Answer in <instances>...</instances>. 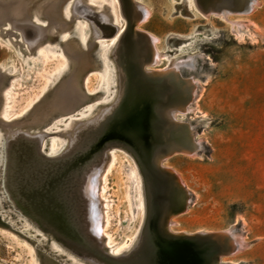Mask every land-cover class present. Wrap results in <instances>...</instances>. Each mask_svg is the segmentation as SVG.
Here are the masks:
<instances>
[{"label":"rangeland","instance_id":"rangeland-1","mask_svg":"<svg viewBox=\"0 0 264 264\" xmlns=\"http://www.w3.org/2000/svg\"><path fill=\"white\" fill-rule=\"evenodd\" d=\"M9 1L16 2L0 0V264H93L89 259L96 255L112 262L144 264L145 250L153 246L158 233L173 234L169 226L188 236L200 232L211 238L208 250L221 251L216 258L222 264H264V0H258L249 16H229L233 25L212 12L204 17L199 0H59L61 27L38 44L34 41L43 37L45 17L32 10L31 19L16 18L7 8ZM211 1L212 5H207L212 8L227 4ZM74 5L87 11L85 18L78 17V12L73 16ZM143 8L150 16L139 26L143 31H134L129 17ZM103 12L113 20L108 23ZM87 19L97 22L92 21L94 29ZM98 31L102 33L94 37ZM147 32L159 38L157 48L167 55L154 70L164 69L172 61L195 59L194 67L181 69L184 79L192 78L196 83L197 93L191 102L185 100L187 88L181 92L172 86L170 77H166L168 82L152 81L148 79L151 72L143 70L131 74V79L128 72L124 75L125 64L117 68L113 53L120 37L128 34L135 40L136 34ZM67 45L86 52L87 57L80 79L83 93L74 110L63 111L52 96L71 70ZM118 77L126 79H120L121 83ZM117 85L123 95L119 104L96 127L90 124L78 131L79 142L75 140L69 151L62 153L64 134L99 107L111 104ZM164 89L171 92L162 94ZM184 106L188 110L180 111ZM172 112L175 118L171 119ZM188 121L200 143L195 157L178 152L163 163V168L156 163L152 166L157 155L162 157L171 150L170 143L180 148L184 124L176 123ZM11 129L17 130V135L6 142ZM132 141L139 146H132ZM93 142L97 145L91 149ZM28 145L35 150L45 174L26 203L37 214H49L48 174L54 176L56 170L66 167V174L60 175L52 188L76 192L85 231L75 239H57L13 205L4 183L6 152L30 148ZM159 150L160 154L153 152ZM164 166L181 175L192 199L187 211L173 218L174 225L168 224L174 193L169 177L161 175ZM90 184L96 189L89 188ZM92 188L94 193L88 191ZM74 212L71 203L64 214H70L72 221ZM90 215L95 223L88 233L83 221ZM96 218L103 222V234L98 227L101 220ZM223 230L244 236L247 246L235 255L226 253L228 245L215 235Z\"/></svg>","mask_w":264,"mask_h":264},{"label":"bare ground","instance_id":"bare-ground-1","mask_svg":"<svg viewBox=\"0 0 264 264\" xmlns=\"http://www.w3.org/2000/svg\"><path fill=\"white\" fill-rule=\"evenodd\" d=\"M137 1L138 0H136L135 3H137ZM214 2L217 3V1H214ZM221 2H227V4L224 3V5H221V4L218 5L219 4L218 3L215 6L214 3H213V5L215 6L214 8L209 7L207 5V4H209L208 0H199L198 4L201 3L200 5H202V7L201 6L200 7H201V12H203L204 17H208L209 16V13L212 12V14H214L215 16H218V17H220L222 19H226V21L227 20H228V22L230 21L232 23V25H233V22L234 21L232 22L230 19H228L229 16H231L233 14H238V13H240V14L241 13H244L245 14L244 16H246V15L249 16L250 14H252L254 12L255 6L258 5V2L259 1L258 0H221ZM195 4L198 5L196 2H195ZM209 5H212V3L209 4ZM237 6H238V8H237ZM197 7H199V5ZM7 8L13 12V13L12 12H10V13L13 14L14 16H16V18H19V16H22V17H26L28 19H31L30 18V15L32 14V10H33V13H39V14H41V15H43L45 17V19L47 21V27L43 29V33L44 34H43V37H41L42 39L39 37L36 41H34L35 44H38L39 42H41L44 39H46L47 36H48V34L51 33V32L53 33L54 32L53 30L55 28H57L59 26L61 27V24L63 22L62 21V18H61V9H60V1L59 0H32V1H30V0H19V1H17L16 0V2H14L12 4L10 2V4L7 5ZM145 8H143L144 10L143 11H140V13H137V14H134V15L131 14L130 17L128 16L129 17V22H130L131 25H133L132 28L134 29V31H136V30L143 31V30L139 29V26L141 24H143V23H146L148 21V18L150 16V11L148 9H145ZM198 10L200 11V8ZM77 12L79 13V16L78 17H84V18H85L86 13H87V11H80V7L78 5H74V8L72 10V13H73V16L74 17L76 16L75 13H77ZM104 14L106 15V21L108 23L113 20V18H114L113 16L110 17L108 14H106V13H104ZM13 15H12V17H14ZM2 19H5V18H2ZM0 20H1V18H0ZM92 21H89V22H90L91 27L94 29V26L95 25L92 23ZM94 23H97V22H94ZM241 26H239V27L242 28ZM105 27H107V25ZM237 27H238V25H237ZM102 28H104V27H102ZM104 30H106V28ZM106 31H108V29ZM131 32H133V31H131ZM101 33H102V31H98L96 33L94 32L93 36L94 37H99ZM145 35H146V33L144 35H142V34H136V39L135 40H131L130 37L128 36V34L123 35V37H120V43H119V45L117 47V50L113 53V58H114V60H115V62L117 64V68L120 67V66L118 67V65L125 64L124 67H122L123 69L125 68L124 69L125 70V74L124 73L123 74L126 75L127 74L126 72H128L129 73V76L131 74L133 76L134 73H136L138 71H143V70H145L146 72L147 71L151 72L152 75H158V74H164L165 73V75L163 77H161L159 79V81L160 80H163L165 82H168V81H166V77H170L171 80H172L171 81L172 84H174L172 86H176L177 88L180 89L181 92H183L182 90H185L184 88H187L188 97L185 100L187 102L188 101L191 102L190 100H192L193 98H195L194 96L197 93L196 92L197 91L196 90L197 89L196 83H194L192 81V78L191 79H185L184 86H180L181 85L180 83H179V86H177L176 85V82L179 80L178 79L179 74L183 78V76L181 74V69L183 67H187V66L188 67H194L195 59L193 57H189L187 60H183L181 58L182 60H178L176 62H173L172 61L169 64V66L166 67V68H164V69H155L154 70L153 67L156 66V64L159 63L162 59L167 58V55L165 53H161L158 50L157 44L159 42V38L157 36H155L154 34H152L150 32H147V35L146 36ZM39 40H41V41H39ZM65 51H66V54H67V56H68V58L70 59V62H71V70L69 71V74L67 75V77L64 78V80L61 82V84H59L58 88L55 90V92H54V94L52 96V100H53V102L56 101L58 105H61L63 107V108H61L62 110L63 109H66V110H70L71 109L72 110L73 107L76 108V106H74V105L79 100V97L81 96V93H83V92H81L80 79H81V74L83 72V68H84V66L86 64L87 53L86 52H82V51L76 49L75 46H71V45L65 46ZM115 54L117 55L116 58H115V56H116ZM119 71H120V69H119ZM121 71H123V70L121 69ZM147 74H148V72H147ZM139 75H140V72H139ZM128 77H126V78H128ZM126 78L123 77L124 80ZM129 78H131V76ZM118 79L120 80L122 78H119L118 77ZM150 80H152V79H150ZM154 80H157V79H154ZM120 82H121V80H120ZM118 83H119V81H118ZM126 85H129V84L126 82ZM122 86H125V85L122 84ZM126 87H128V86H125V88ZM172 88H174V87H172ZM163 92L164 93L165 92L166 93H169V92H171V90L170 89H164V90H162V94H163ZM170 94H172V93H170ZM121 95H122L121 89L117 85V94H116V97H115L114 101L111 104L105 105V106H102V107H99L97 109V111L94 114H92L91 117L89 119H87L86 121L75 123L64 134L65 135V145L66 146H65V149L63 150L62 153H66L67 151H69V149L71 148V146L74 144V141L77 140L76 139V136H77L78 131H80L82 128H85L87 125H90V124L95 125V127H96V125L100 124V122L109 113H111L113 111V109L119 104V102L121 101ZM162 102H163V100H162ZM169 107H170V104H169ZM169 107H167V108L169 109ZM75 108H73V110ZM186 109L188 110V107L185 108V106H184V108L181 109L180 111L183 112ZM55 110H57V109H55ZM172 110L174 111V109H172ZM176 110H177V108H176ZM176 110L174 111L175 113H177L179 109L177 110V112H176ZM174 112H172V114H170V116L172 115L171 116V119H172V117L175 118V113ZM182 112H181V114H182ZM174 118H173V120H174ZM132 123H133V121L131 122V124ZM181 123H183V122H181ZM176 125H178V124L176 123ZM181 127L183 129L184 140L182 142L179 140L180 141L179 143L177 142L178 145L180 146V148L179 147L177 148L176 145L173 142L170 143L171 145L170 144L169 145L171 147V150L169 152H167L166 154L164 153L165 150H162V151H164L163 154H165V155L164 156L162 155V157L159 156V155H157V157L159 156L158 157L159 159H157V157H156L154 159L153 163H152V166L154 165V163H156L161 168H163L162 167L163 166V163L169 157H171L174 153L177 154L178 152L179 153L186 154L187 157H188V155H190V156L194 155V157H195L196 152L200 148V143L195 140V138L193 136V132H192V127L189 124V121L186 122L184 124V126H181ZM143 129L144 128H142L141 132H143ZM17 132L18 131L17 130H14V129L8 130V132L6 134V138H7L6 142H8L11 139L14 140L13 138L16 137ZM20 132H22L23 135L25 137H27V138H28V136H30V133H24L23 131H20ZM33 134L34 133H32V135ZM79 135H78V137H79ZM177 137H175V138H177ZM132 142H133L132 143V146H134L136 148H137V146H139L137 144V141L136 142L135 141H132ZM96 145H97V142H93V144H91V149H93ZM12 147H10V148H12ZM160 147H164V146H160ZM132 150L134 152V149H132ZM6 151H7V149H6ZM91 151L92 150H90V152ZM153 152H155L156 154H160L161 153L160 150L158 151L159 153H157V151H153ZM6 153H8L7 155H9V157H8V160H7L8 162H5L4 178L7 175V177L5 179V180H7V182H4V183H6L5 186L7 188L8 195H9V197H10L13 205H15L18 208L23 209L22 211L24 212L25 215H27L31 220H33L38 226H41V227L45 228L47 231H49L50 233H53V235H56L57 236V239H66V240L68 238L75 239L77 237V235H80L81 232H82V230H84V229H83V226H82L83 224L81 223V218H80V212H79L80 211L79 210V206L80 205L76 204V200H75V193L76 192L74 193L72 191L70 193H67V192H64L63 190H60L59 191L57 188L56 189H53L52 188V185L55 182H57L59 180V178H61L62 175L66 174V172H67V170L65 169L66 167H63V169L61 167V170H59V171L56 170L55 171L56 173H55L54 176H52V175H50V174L47 173L50 176V180L48 182V186L50 187V191L48 192V194H49L48 203L49 204L52 203V205H49L47 207V212L49 214H37L36 211H35V209H34V207L32 205L26 203L27 198H28V195L33 192L32 190L39 188L41 186V184H42V180H44L43 177H42V174H45V173L42 171V169L40 167V164L39 163H41V162L38 161V156H37L35 150H32L31 147L30 148H24L21 151L12 148V149H10V151H8ZM7 155H5V157ZM145 156H146V154H145ZM146 159H147V157H146ZM152 160H153V158H152ZM147 161H149V160L147 159ZM46 163H48V161ZM46 163H44V164H46ZM65 164H67L68 166H73L74 165V163L73 164H70V163H67V162ZM78 165H79V163H78ZM72 168H71V170L74 171ZM47 170H48V168H47ZM79 172H81V171H79ZM161 175H166V176L169 177V180H170V182H169L170 183V189L174 193V196H173L174 197V203L172 205L173 206V209L172 210L170 209L171 211L169 212L170 215L168 217V221H169L168 224L174 225V224H176V221L173 220V218L176 217V216H178L179 214L181 215L182 213H184V212L187 211V205L189 204L190 200H192L191 197H190V195H191L190 194V190H189L188 186L186 185V183L183 181L181 175L175 169H173L172 167L164 166V171H163V174H161ZM77 183H78V181H77ZM77 183H76V185H77ZM79 183H80V181H79ZM92 183H93V185H94V183L96 184V182H93V181H92ZM80 184H81V186L83 185V183H80ZM93 185L90 184L89 185V188L93 187ZM84 186H85V184H84ZM77 188H78V186H77ZM93 188L90 189V190H88V191H91L92 190V192L93 191L95 192V190H93ZM94 189H96V188H94ZM78 191L80 192V190H78ZM44 193H45V191H44ZM90 194H91V192H90ZM97 195L99 196L98 193H97ZM87 197H89V196H87ZM170 197L171 196H169L168 198L170 199ZM92 199L95 200V197L92 196ZM71 203H73V208H74V211H75L74 212L75 214H72V217L74 219L72 221H70V218H69L70 214H64L65 211H66V206L68 204L70 205ZM85 208L86 207H84V209ZM166 212H168V211H166ZM166 214L167 213H165V219L167 217ZM82 215H83V213H82ZM100 215L99 216L97 215V216L100 217ZM102 217H103V215H102ZM92 219H93V217H92V215H90L89 216V220L87 219V222L83 221L84 223L87 224V226H86V232H88V233L90 231H92L91 229L93 228L92 227L93 226V223H95V222H93L94 220L92 221ZM96 219L98 220L100 218H96ZM100 220H98V221H100ZM98 221L96 222V224L98 223ZM102 223H103L102 220L98 223L99 224L98 227H99V230H100L101 234L104 233V227H103V224ZM54 226H57V227L54 228ZM76 226H77V228H79V230L78 229L75 230V227ZM66 227H69V228H66ZM72 228H74V229L72 230ZM169 229L171 230V232L174 235H187L186 232H184V231H179V232L178 231H175V230L171 229L170 226H169ZM197 233H196V236H197L196 238L199 239V240L200 239H204V240H210L211 239V238H206L205 236H203L204 233H200L199 232L198 233L199 235H197ZM98 234H99V232H98ZM215 235L221 241H223L224 243H226L228 245L229 249L226 251V253H228V254L235 255V254L239 253L240 251H242L247 246L246 243L244 242V238H243L244 236L243 237H241V235L239 236V233L237 234L235 231L232 233L231 230L230 231L229 230H226V231L223 230V231H220V232H215ZM137 241L138 240H136V242L134 243V245L137 243ZM135 247H138V246H135ZM142 249L143 248H141V251H142ZM208 249H209V246H208ZM117 251H119V249L116 250L115 252H117ZM91 254H93V253H91ZM104 258L98 257L96 255V256H93L91 259H89V261H91L93 264H132V262H133V261H129V262H125V261H122V262L121 261L120 262H112V261H109V260L104 259ZM218 262L220 264H222L219 260H218Z\"/></svg>","mask_w":264,"mask_h":264},{"label":"water","instance_id":"water-1","mask_svg":"<svg viewBox=\"0 0 264 264\" xmlns=\"http://www.w3.org/2000/svg\"><path fill=\"white\" fill-rule=\"evenodd\" d=\"M164 75L165 73L151 75L148 79H160ZM178 79L176 85L179 86L180 83V86H184L185 79L180 74ZM2 82L3 80L0 84ZM185 115L190 116V112ZM196 237V235L178 236L168 232L158 233L153 246L145 250L144 264H220L216 254L221 251H209L208 240H199Z\"/></svg>","mask_w":264,"mask_h":264}]
</instances>
